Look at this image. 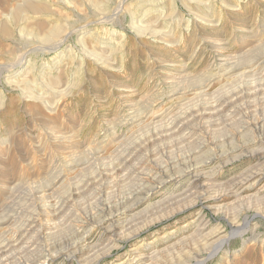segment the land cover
Masks as SVG:
<instances>
[{
    "label": "rangeland",
    "instance_id": "374dc122",
    "mask_svg": "<svg viewBox=\"0 0 264 264\" xmlns=\"http://www.w3.org/2000/svg\"><path fill=\"white\" fill-rule=\"evenodd\" d=\"M0 14V237L13 244L0 264H194L189 256L198 249L206 257L192 222L201 202L191 205L185 193L188 178L165 187H177L182 194L176 203L150 207L112 237L92 232L93 246L84 254H76L73 245L79 225L107 200L100 190L117 200L144 188L165 166L176 174L221 149L226 153L234 146L255 148L264 132L262 75L263 80L235 77L210 90L206 98L193 97L197 89H190L222 58L240 62L264 53V0H0ZM3 21L8 23L3 26ZM5 25L10 31L3 35ZM148 115L154 119L147 120ZM248 154L237 161L220 159L222 168L214 171L222 190L229 188L231 177L257 162ZM124 156L131 158V166L128 163L120 174L123 179L99 177L102 166ZM65 158L80 164L76 172L69 174L61 166ZM58 170L65 173L64 179L55 185L54 195L44 193ZM261 198L236 203L226 198L218 203V212L206 209L212 228L237 232L206 264H264V195ZM47 204L61 211L59 215L46 218ZM134 248L156 260L132 262ZM53 254L61 256L46 261Z\"/></svg>",
    "mask_w": 264,
    "mask_h": 264
},
{
    "label": "bare ground",
    "instance_id": "6f19581e",
    "mask_svg": "<svg viewBox=\"0 0 264 264\" xmlns=\"http://www.w3.org/2000/svg\"><path fill=\"white\" fill-rule=\"evenodd\" d=\"M28 2V1H27ZM30 2V1H29ZM32 2V1H31ZM26 3V2H25ZM35 4V3H34ZM29 5V4H28ZM38 5V4H36ZM19 6V5H18ZM21 6V4H20ZM32 6V5H31ZM15 8V7H14ZM19 8V7H18ZM22 8V7H21ZM35 8V7H34ZM38 9V7H36ZM35 8V9H36ZM16 9V8H15ZM40 9V8H39ZM17 10V9H16ZM39 12V11H38ZM23 13V12H22ZM14 14L15 16H18V14L16 13H12ZM1 15V14H0ZM13 15V16H14ZM22 15V14H21ZM14 16V17H15ZM21 18V17H20ZM12 20V19H11ZM16 20V18H15ZM9 21V20H8ZM3 23H6V21L2 22V25L4 26ZM8 23V22H7ZM6 23V24H7ZM2 26V34L4 35V33L7 34L8 30L5 25V27ZM10 31V30H9ZM156 31V30H155ZM154 34V33H153ZM10 36V35H9ZM264 47V46H262ZM264 49V48H263ZM262 50V49H261ZM255 55V54H254ZM246 56H247V53H246ZM249 56V55H248ZM248 56L246 57V59L248 58ZM252 56V55H251ZM252 58V57H251ZM247 59V60H243V61H240V62H232L233 60L230 61V59L228 60L227 59H223L220 61L219 64L215 65V70L214 71H211V72H208L209 74L206 75V77L204 78H201L199 79L196 83H194L192 85V82H191V87L192 89H190V91H193L195 89H197L196 92H192V95L193 97L195 96H200V95H205V94H209V91L216 88L217 86L221 85L223 82H226L228 80H233L235 77H238V76H243V80H245V78H255V77H259L260 75H262V77H264V71L263 68H264V53L262 54H258L256 55L254 58L252 59ZM241 59V58H240ZM245 59V57H244ZM216 64V63H215ZM214 68V66H212ZM211 68V67H210ZM31 72V71H30ZM206 74V73H204ZM203 74V75H204ZM27 75V74H26ZM201 76V74H200ZM198 77V76H197ZM196 77V78H197ZM24 78V77H23ZM31 78V77H30ZM190 78V77H189ZM260 78V77H259ZM238 81H239V77L237 78ZM236 79V80H237ZM262 79V78H260ZM20 80V79H19ZM242 80V79H241ZM257 80V79H256ZM263 80V79H262ZM261 80V81H262ZM22 81V80H21ZM24 81V79H23ZM27 81V80H26ZM24 81V82H26ZM259 81V80H258ZM33 82V81H31ZM237 82V81H236ZM264 82V80H263ZM17 83V81H16ZM19 83V82H18ZM189 84V83H188ZM17 85V84H16ZM24 85V83H23ZM30 85V84H29ZM37 85V84H35ZM50 85V83H49ZM190 85V84H189ZM188 85V86H189ZM225 85V84H224ZM19 86V85H18ZM27 86V85H26ZM32 86V85H31ZM188 86H186V90L188 88ZM34 87V86H32ZM45 87V86H44ZM48 87V86H47ZM27 88V87H26ZM30 88V87H29ZM28 88V89H29ZM42 88V87H41ZM179 88V87H178ZM178 88H175V89H178ZM224 88V87H222ZM44 89V88H43ZM65 89V88H64ZM183 88V90H185ZM219 89V88H217ZM221 89V88H220ZM21 90V88H20ZM31 90V89H30ZM29 90V91H30ZM34 90V89H32ZM47 90V89H46ZM52 90V89H51ZM25 91V90H24ZM50 91V90H49ZM219 91V90H218ZM222 91V90H221ZM34 92V91H31V93ZM51 92V91H50ZM179 92V91H177ZM184 92V91H183ZM182 92V94H183ZM30 93V94H31ZM172 93L174 94V92L172 91ZM54 94V93H52ZM172 94V95H173ZM181 94V93H180ZM32 95V94H31ZM43 94H41L40 96H42ZM45 95V94H44ZM43 95V96H44ZM50 95V94H49ZM56 95V94H55ZM54 95V96H55ZM177 95V94H175ZM211 95V94H209ZM213 95V94H212ZM29 96V95H28ZM59 96V95H58ZM178 96V95H177ZM183 96V95H182ZM182 96H178V99L179 98H182ZM185 96V94H184ZM202 96V97H203ZM33 97L35 99V96H34V93H33ZM48 96H46L47 98ZM205 98L207 97V95L204 96ZM44 98V97H43ZM50 99L52 97H49ZM56 98V97H55ZM58 98V97H57ZM199 98V97H197ZM196 98V99H197ZM31 99V98H30ZM33 99V100H34ZM41 99V97H40ZM45 99V98H44ZM44 99H42L40 102L44 101ZM53 100V99H51ZM200 100V99H199ZM38 101V100H37ZM48 101V100H47ZM50 100L48 101V104H49ZM53 102V101H51ZM36 103V102H35ZM46 104V102H45ZM52 104V103H50ZM49 104V105H50ZM221 104V103H220ZM56 105V104H55ZM195 105V104H194ZM222 105H223V102H222ZM222 105L220 107H222ZM226 106V105H225ZM64 107V106H63ZM187 108V107H186ZM50 113V112H49ZM65 113V112H64ZM167 113V112H166ZM169 113V112H168ZM7 115V114H6ZM137 114H135L136 116ZM132 118H135V117H132ZM137 118V117H136ZM66 119V118H65ZM154 119V115H148L147 116V120H153ZM136 120V119H135ZM140 120V119H139ZM55 121V120H54ZM144 121V120H143ZM62 122V120H61ZM138 122V121H137ZM155 122V121H154ZM153 123V122H152ZM64 124V123H63ZM137 124V123H136ZM147 126H148V123H147ZM264 126L261 125V127ZM58 127V126H57ZM56 127V128H57ZM59 128V127H58ZM264 128V127H263ZM64 129V128H63ZM257 129V128H256ZM259 130V129H258ZM264 130V129H263ZM53 131V130H52ZM57 131V130H56ZM250 132H252L251 130H249ZM248 131V133H249ZM261 131V130H260ZM69 132V131H68ZM235 134V132H234ZM247 134V133H246ZM29 135V134H28ZM60 135V134H59ZM233 135V134H232ZM114 136V135H113ZM234 136V135H233ZM245 136V135H243ZM250 136V135H248ZM255 136V135H253ZM74 137V136H73ZM76 137V136H75ZM74 137V138H75ZM78 137V136H77ZM24 138V137H23ZM28 138V137H27ZM244 138V137H243ZM241 138V139H243ZM250 138V137H248ZM257 137H254V139H256ZM14 139V138H13ZM59 139V138H58ZM67 139V138H66ZM234 139V137H233ZM233 139H232V142H233ZM253 139V138H251ZM4 140V139H3ZM2 140V142H3ZM25 140V139H24ZM114 140V139H113ZM249 140V139H248ZM75 139L71 142H74ZM105 141V140H104ZM119 141V140H118ZM122 141V140H120ZM247 141V139H246ZM245 141V142H246ZM251 141H254V140H251ZM1 142V143H2ZM113 142V141H112ZM248 142V141H247ZM62 143V142H61ZM106 143H108L106 141ZM111 143V142H110ZM115 143L117 144L118 142L115 141ZM250 143V142H249ZM252 143V142H251ZM103 144V143H102ZM101 144V145H102ZM114 144V143H113ZM255 148H252L251 151H245V148L246 147H243L241 144V147L240 146H234L232 147L229 151L226 150L225 152L226 153H222L223 149L220 150V152L222 153H219L217 155L212 153V156L208 157V158H204L203 161L197 165H193V166H183L182 164V167L184 168H179V170L177 171L176 174H173L171 173V169L169 168V166H165L164 169H162L160 172H158V174L153 177L152 180H150V182H148L144 188H141V189H134V190H131L127 193V195H120V198L119 196L117 198L119 199H114L112 198V195L110 196L108 194V192L106 190H100L103 194H105V196L107 197V200L104 201V204L102 206V208L98 211V213H94L89 220L85 221V223H82L79 225L78 227V230H77V235H79V239L76 240L77 242L73 245L75 247V253L76 254H84V252L86 250H89L91 249V247L93 246V240L91 241V235H92V232L94 231H97L99 230V232L101 233H108V235H111L114 236V235H117L119 234V230L120 228H122L123 226L125 225H128V223H130L132 220H134V218L136 216H138V214H142L144 213L145 211L149 210V208H155L159 205H164V204H169L171 205L173 202H177L178 199H180L179 196H182V194H179L178 193V190L176 189L177 187H174L173 190H169V191H165V187L168 185V184H171V185H176L180 182H182V180L185 178H188L187 180H189V184H188V187L186 185L185 187V193L187 195H189L190 197V202H191V205L192 206H198V203L201 202V206L198 207L197 211H196V215L194 217V219L192 220L193 224L195 225V235L196 237L198 238V243H200L201 247L203 246L206 250H207V256L204 257L202 256V254L198 251V250H195L193 251V254H191V256H189V258H192L196 263L194 264H206L207 261L209 259H212L213 257H215L218 253H220V251H222L225 246L230 242L231 238L233 236L236 235V230L234 229V232L233 233H229V234H225V230H223L222 228L223 227H217L216 228H212V225H210L209 221L208 220V217H207V213H206V209H213L215 211L218 212L219 210V204L220 201H223L225 200L226 198H231L232 199V202L233 203H236V202H240V201H244L246 199H254V198H259V199H263L261 198L262 195H264V132H262L260 135H259V139H256L255 140ZM3 145V143H2ZM104 145V144H103ZM102 145V146H103ZM248 145V144H247ZM1 146V145H0ZM5 146V145H4ZM114 146V145H113ZM202 146V145H201ZM253 146V145H252ZM251 146V147H252ZM250 147V148H251ZM99 148V147H98ZM222 148V147H221ZM248 148V149H250ZM19 149V148H18ZM106 149V148H105ZM104 148H100V150H105ZM120 149V148H119ZM127 149V148H126ZM48 150V149H47ZM117 150V149H115ZM114 150V151H115ZM128 150V149H127ZM135 150V149H134ZM247 150V149H246ZM5 151V150H4ZM18 151V150H17ZM92 151L93 148H92ZM96 151H98V149H96ZM112 151V153L114 152ZM126 150L124 149V152ZM198 151V150H197ZM201 151V149H200ZM198 151V152H200ZM228 151V152H227ZM118 152V151H117ZM128 152V151H127ZM134 152V151H132ZM203 153H207L206 152H203ZM249 153V154H248ZM94 153H92L93 155ZM97 154V153H95ZM116 154V153H115ZM114 154V155H115ZM118 154V153H117ZM125 154V153H124ZM133 154V153H132ZM208 154V153H207ZM245 154H248L250 156V159L251 158H256L257 159V162L254 163V164H250L246 169H243L242 172L239 173V175L237 174V176H234V177H231L230 179V182L228 183L229 184V188L226 189V190H222L223 189V184L222 183H219V178H216L217 176V173L214 171L215 168H220L222 162V158L223 156L225 157H228V158H231L229 160H233V159H238L241 157H243ZM14 155H19L17 153H15ZM73 155V154H72ZM113 155V154H112ZM113 155V156H114ZM119 155V154H118ZM117 155V156H118ZM123 155V154H122ZM129 155V153H128ZM131 155V154H130ZM33 156V155H32ZM120 156V155H119ZM133 156V155H132ZM131 156V157H132ZM135 156V154H134ZM133 156V157H134ZM80 157V156H78ZM123 157V156H122ZM207 157V156H206ZM69 158V157H68ZM68 158H65V165H61V166H66L67 168H65V171L66 169H68L67 171L70 173H72L76 167H78V165H80L79 163L78 164H74L73 162H70L68 161ZM72 158V157H71ZM103 158V157H102ZM117 158V157H116ZM74 159V158H73ZM86 159V158H85ZM104 159V158H103ZM113 160V158H111ZM115 159V158H114ZM118 159H120L118 161ZM135 159V158H134ZM132 159V160H134ZM202 159V158H201ZM221 159V160H220ZM226 158L223 159V161L225 160ZM236 159V161H237ZM111 160V161H112ZM116 160V159H115ZM131 158H117V162L118 163H111L109 164L110 166H108L107 168H104L101 170L100 168V172L99 173V177L102 178V179H107L108 176H120L121 177V173L124 172V170L126 171L128 168L127 166L130 165V161ZM137 160V158H136ZM174 160V159H173ZM229 160H226L224 161V163H227ZM11 161V160H10ZM60 161V160H59ZM64 161V160H63ZM76 161V160H75ZM84 161V159H83ZM92 161V160H91ZM102 161V160H101ZM82 162V161H81ZM110 162V160H109ZM115 162V161H114ZM134 162V161H133ZM131 161V163H133ZM171 162V161H170ZM179 162H180V159H179ZM221 162V163H219ZM85 163V162H84ZM93 163V162H92ZM97 163V161H96ZM100 163V160L99 162ZM129 163V164H128ZM185 163V162H184ZM219 163V164H218ZM233 163V161H232ZM105 164V163H104ZM106 164H108V162H106ZM128 164V165H127ZM134 164V163H133ZM167 164V163H166ZM169 164V163H168ZM176 164V163H175ZM177 164H178V161H177ZM186 164V163H185ZM13 165V164H12ZM60 165V163L58 164V166ZM83 165V164H82ZM81 165V166H82ZM89 165V164H88ZM103 165V164H102ZM135 165V164H134ZM173 165V164H172ZM181 165V164H180ZM225 165V164H223ZM228 165V163H227ZM84 166V165H83ZM129 166V168H130ZM162 166V165H161ZM174 166V165H173ZM178 166V165H177ZM212 166V167H211ZM92 167V166H91ZM96 167V166H95ZM106 167V166H105ZM179 167V166H178ZM211 167V169H209ZM87 168V166H86ZM97 168V167H96ZM174 168V167H173ZM177 168V167H176ZM222 168V167H221ZM63 169V168H62ZM62 169H60V171H63ZM77 169V168H76ZM90 169V168H89ZM131 169V168H130ZM178 169V168H177ZM83 170V169H82ZM53 171V170H52ZM59 171V170H58ZM59 171V172H60ZM76 172V170H74ZM79 171V170H78ZM92 171V169H91ZM159 171V170H158ZM173 171V170H172ZM83 172V171H82ZM157 171H155L156 173ZM215 172V173H214ZM48 173V172H47ZM54 173V172H53ZM52 173V175H53ZM57 173V172H55ZM81 173V171H80ZM127 173V172H125ZM130 173V172H129ZM128 173V175H129ZM51 174V173H50ZM79 174V173H78ZM83 174V173H82ZM81 174V175H82ZM95 174H97V172H95ZM123 174V173H122ZM47 175V174H46ZM65 173L64 172H60L56 175L55 177V174H54V179H52V181H50V184L45 186V188L43 189V192L45 190L46 191H49L50 194H53L55 193L54 191L56 190L55 188V185L59 183V181H61L62 179H64ZM80 175V174H79ZM80 175V176H81ZM127 175V174H125ZM127 175V176H128ZM153 175V174H152ZM152 175H149V176H152ZM48 176V175H47ZM95 176V175H94ZM132 176V175H131ZM67 178V175L65 176ZM87 177V176H86ZM89 177V176H88ZM129 177V176H128ZM127 177V178H128ZM46 177H44V180ZM75 177H71V180L74 179ZM85 178V177H84ZM84 178H81L84 179ZM96 178V177H94ZM111 178V177H110ZM123 179V177H121ZM148 178V177H147ZM79 179V178H78ZM77 179V180H78ZM109 179V178H108ZM120 179V180H122ZM132 179V178H131ZM66 180V179H65ZM85 180V179H84ZM83 180V182H84ZM87 180V179H86ZM111 180V179H110ZM114 180V179H113ZM117 180V179H116ZM128 180V179H127ZM148 180V179H147ZM146 180V181H147ZM47 181V182H48ZM126 182V179L124 180ZM129 181V180H128ZM149 181V180H148ZM218 181V182H217ZM58 182V183H57ZM80 182V181H78ZM116 182V181H115ZM145 182V181H143ZM42 183V185H43ZM61 183V182H60ZM64 183V181H63ZM72 183V182H71ZM81 183V182H80ZM87 184V182H85ZM110 183V182H109ZM112 183V182H111ZM137 183V182H136ZM135 184V186H137ZM62 184V183H61ZM75 184V183H73ZM82 184V183H81ZM85 184V185H86ZM126 184V183H124ZM124 184H121L120 185H124ZM129 184V183H127ZM84 185V184H83ZM84 185V186H85ZM104 185V184H103ZM139 185V184H138ZM226 185V184H225ZM63 186V184H62ZM68 186V185H67ZM81 186V185H80ZM86 186H89V185H86ZM100 186V185H99ZM102 186V185H101ZM115 186V185H114ZM119 186V185H118ZM129 186V185H127ZM134 186V185H133ZM134 186V187H135ZM259 186V187H257ZM59 187V186H58ZM69 187V186H68ZM74 187V186H73ZM90 187V186H89ZM92 187V186H91ZM107 187V186H106ZM117 187V186H116ZM125 187V186H124ZM78 188V187H77ZM95 188V187H94ZM109 188V186H108ZM113 188V187H112ZM111 188V189H112ZM115 188V187H114ZM128 188V187H127ZM126 188V189H127ZM257 188V189H256ZM63 189V187H62ZM67 189V187H66ZM86 189V188H84ZM90 189V188H89ZM124 189V188H123ZM125 189V190H126ZM225 189V188H224ZM254 189H256V192L255 194H252V191H254ZM57 190H60L57 189ZM71 190V189H70ZM70 190L68 191L69 194H70ZM75 190V189H74ZM82 190V189H81ZM93 190V189H92ZM108 190V189H107ZM129 190V189H128ZM127 190V191H128ZM78 191V190H77ZM109 191V190H108ZM116 191V190H115ZM122 193L124 192V190H121ZM126 191V192H127ZM39 192V191H38ZM41 192V190H40ZM44 192V193H45ZM62 192V191H61ZM72 192V191H71ZM95 192V191H94ZM119 192V191H118ZM47 193V192H46ZM67 193V192H66ZM75 193V192H74ZM79 193V192H78ZM92 193V192H91ZM114 193V192H113ZM121 193V192H120ZM182 193H184L182 191ZM49 194V195H50ZM89 194V193H88ZM115 194V193H114ZM119 194V193H118ZM125 194V193H124ZM42 195V194H41ZM44 195V194H43ZM42 195V197H44ZM54 195V194H53ZM52 195L53 199L54 196ZM61 195V194H59ZM67 195V194H66ZM184 195V194H183ZM57 196V195H56ZM55 196V197H56ZM63 196V195H62ZM92 196V195H91ZM97 196V195H96ZM103 196V195H102ZM122 196V197H121ZM156 196H159V199L157 202L153 203V200L154 198H156ZM261 196V197H260ZM60 197V196H59ZM71 197V195H70ZM83 197V196H82ZM100 197V196H99ZM112 199H111V198ZM183 197V196H182ZM181 197V198H182ZM188 197V196H187ZM72 198V197H71ZM115 198V197H114ZM186 198V197H185ZM59 199V198H58ZM57 199V200H58ZM63 199V197H62ZM69 199V198H68ZM75 199V198H74ZM95 199V198H94ZM51 200V199H50ZM61 201V199H59ZM71 200V199H70ZM39 201V200H38ZM49 201V200H48ZM59 201V202H60ZM64 201V200H63ZM46 202V201H44ZM56 202V201H54ZM58 202V201H57ZM80 202V201H79ZM100 202V201H99ZM49 203V202H48ZM50 203H53V202H50ZM62 203V202H61ZM65 203V202H64ZM68 203V202H67ZM97 203V202H96ZM101 203V202H100ZM58 206H59V203H57ZM56 204V205H57ZM64 206V204H62ZM45 209H44V215H46V218L49 217V218H53V217H56L58 214L59 211H57L55 208L52 207H49V204H47ZM55 207V206H54ZM61 207V206H60ZM59 207V208H60ZM41 208V207H40ZM92 208V207H91ZM89 208V209H91ZM96 208V207H95ZM99 208V207H98ZM144 208V209H143ZM185 208V207H184ZM188 208V207H187ZM194 208V207H193ZM58 209V208H57ZM65 209V208H63ZM179 209V208H178ZM39 210V209H38ZM37 210V211H38ZM60 210V209H59ZM62 210V208H61ZM97 210V209H96ZM35 211V212H37ZM170 211V210H169ZM41 211H39L40 213ZM61 212V211H60ZM59 212V213H60ZM65 212V211H64ZM149 212V211H148ZM151 212V211H150ZM176 212V211H175ZM42 213V212H41ZM38 214V213H37ZM64 214V213H63ZM166 214V213H165ZM170 214V213H169ZM195 214V213H194ZM26 215V214H25ZM29 215V214H28ZM35 215V214H34ZM42 215V214H41ZM43 215V216H44ZM62 215V214H61ZM89 215V214H88ZM143 215V214H142ZM163 215V214H162ZM209 215V214H208ZM8 216V215H7ZM6 217L5 221L4 222H7L8 219H10V215L9 217ZM42 216V217H43ZM168 216V215H167ZM173 216V215H172ZM26 217V216H25ZM28 217V216H27ZM26 217V218H27ZM31 217V216H30ZM62 217V216H61ZM12 218V217H11ZM166 218V217H165ZM169 218V217H168ZM4 219V218H3ZM14 219V218H13ZM29 219V217H28ZM33 219V218H32ZM31 219V220H32ZM39 219V218H38ZM61 219V218H60ZM43 220V219H42ZM82 220V219H80ZM145 221V219H143ZM148 220V218H147ZM158 220V219H157ZM14 221V220H13ZM17 221V220H16ZM24 221V220H23ZM35 221V220H33ZM37 221V220H36ZM48 221V220H46ZM151 221V220H150ZM56 222V220H55ZM61 222V221H60ZM23 223V222H22ZM25 223V222H24ZM31 223V222H30ZM33 223V222H32ZM54 223V222H53ZM57 223V222H56ZM132 223V222H131ZM154 223V222H153ZM4 224V223H2ZM19 224V223H18ZM34 224V223H33ZM37 224V222H36ZM35 224V225H36ZM50 225H52L51 223H49ZM48 224V226H49ZM76 224V223H75ZM26 225V223H25ZM55 224H53L54 226ZM77 225V224H76ZM6 226V225H4ZM18 226V225H17ZM31 226V224L29 225ZM61 226V225H60ZM214 226V225H213ZM1 227V226H0ZM20 227V226H18ZM24 227V226H23ZM33 227V226H32ZM30 227V228H32ZM51 227V226H50ZM215 227V226H214ZM234 227V226H233ZM6 229V228H5ZM25 229V228H24ZM49 229V228H48ZM7 230V229H6ZM14 230V229H13ZM19 230V228L17 229V231ZM26 230H27V227H26ZM23 231V229L21 230ZM28 231V230H27ZM48 232V231H47ZM55 232V231H54ZM14 233V232H13ZM30 233V232H29ZM49 233V232H48ZM56 233V232H55ZM98 233V232H97ZM138 234V233H136ZM20 235V233H19ZM29 235V234H28ZM74 235H76L74 233ZM8 236V235H7ZM14 236V234H13ZM23 236H26V235H22L20 236L23 237ZM102 236V235H101ZM10 237V236H9ZM17 237V236H16ZM15 237V238H16ZM19 237V236H18ZM110 237V238H111ZM8 238V237H7ZM11 238V237H10ZM9 238V239H10ZM27 238V237H26ZM77 238V236H76ZM99 238V237H98ZM106 238V237H105ZM24 239V238H23ZM75 239V238H74ZM109 239V238H108ZM114 239V238H113ZM12 240V239H11ZM15 240V239H14ZM19 239H17L18 241ZM112 240V239H111ZM110 240V241H111ZM121 240V239H120ZM24 241V240H23ZM74 241V240H73ZM98 241V240H96ZM115 241V240H114ZM27 243V242H26ZM98 243V242H97ZM153 243V242H152ZM25 244V243H24ZM11 245H13L12 243L10 244L9 240L7 239H3L0 237V257L1 255H3V253L7 252L8 251V247H10ZM18 245V244H17ZM22 245V244H21ZM27 245V244H26ZM25 245V246H26ZM29 245V244H28ZM23 246V245H22ZM199 246V245H198ZM16 247V246H15ZM29 247V246H28ZM17 248V247H16ZM69 248V247H67ZM15 249V248H14ZM19 249V248H18ZM17 249V250H18ZM189 249V248H188ZM187 249V250H188ZM49 250V248L47 249ZM186 250V251H187ZM29 251V250H28ZM158 251V250H157ZM185 251V250H184ZM61 252V251H60ZM133 253H131V256H130V260L132 262L136 261H140L141 263H145V261H154V259L156 260L155 256H152V254H149L147 252H142L140 253V251H138L137 248H134ZM155 252V251H154ZM44 253V252H43ZM66 253V251H65ZM64 253V254H65ZM112 253V252H111ZM152 253V252H151ZM190 253V252H189ZM45 254V253H44ZM51 254V253H50ZM62 254V253H61ZM158 254V253H157ZM178 254V253H177ZM6 255V254H5ZM46 256V255H45ZM61 255L60 254H53V255H49L48 256V260L46 261H49L50 263L55 261L57 258H59ZM46 258V257H45ZM73 258V256H72ZM72 258L70 260H72ZM3 259V258H1ZM191 259V260H192ZM188 260V259H187ZM192 260V261H193ZM15 261V260H14ZM21 261V260H20ZM130 261V263H131ZM11 262V260H10ZM9 262V263H10ZM183 262V261H182ZM190 262V261H189ZM15 263L17 264L18 262L15 261ZM43 263V261H42ZM125 263V262H123ZM121 262H119L118 264H123ZM186 263V261H185ZM12 264V263H11ZM19 264V263H18ZM22 264H26V263H22ZM34 264V263H33ZM139 264V262H138ZM147 264V263H146ZM187 264V263H186ZM190 264V263H189Z\"/></svg>",
    "mask_w": 264,
    "mask_h": 264
}]
</instances>
